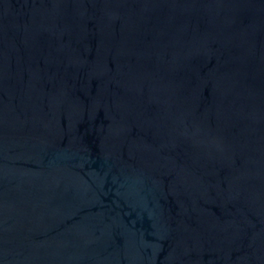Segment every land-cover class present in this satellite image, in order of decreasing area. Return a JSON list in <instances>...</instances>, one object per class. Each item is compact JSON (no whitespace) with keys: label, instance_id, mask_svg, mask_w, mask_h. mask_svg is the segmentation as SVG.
<instances>
[{"label":"water","instance_id":"water-1","mask_svg":"<svg viewBox=\"0 0 264 264\" xmlns=\"http://www.w3.org/2000/svg\"><path fill=\"white\" fill-rule=\"evenodd\" d=\"M0 264H264V0H0Z\"/></svg>","mask_w":264,"mask_h":264}]
</instances>
